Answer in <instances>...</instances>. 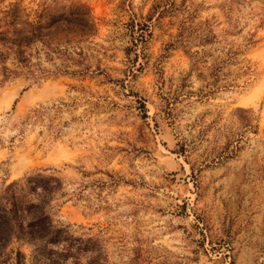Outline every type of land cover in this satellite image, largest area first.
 <instances>
[{"label":"rangeland","instance_id":"rangeland-1","mask_svg":"<svg viewBox=\"0 0 264 264\" xmlns=\"http://www.w3.org/2000/svg\"><path fill=\"white\" fill-rule=\"evenodd\" d=\"M37 173L100 264H264V0H0V186Z\"/></svg>","mask_w":264,"mask_h":264},{"label":"trees","instance_id":"trees-1","mask_svg":"<svg viewBox=\"0 0 264 264\" xmlns=\"http://www.w3.org/2000/svg\"><path fill=\"white\" fill-rule=\"evenodd\" d=\"M15 9L12 7V11ZM41 16L38 15L35 23L28 21V28L18 30L16 37L9 40L19 64H27V48L43 40L51 26L71 25L82 34L95 28L83 6L57 13L45 23L40 21ZM86 70L84 66L74 73ZM60 185L58 177L37 173L0 186V264H25L26 254L20 248L23 245L31 248L35 264H69L70 260L78 264L81 255L87 258L86 264H100L97 256L92 255L97 251L95 240L75 237L66 227L53 222L50 209ZM14 243L17 246L7 250Z\"/></svg>","mask_w":264,"mask_h":264}]
</instances>
